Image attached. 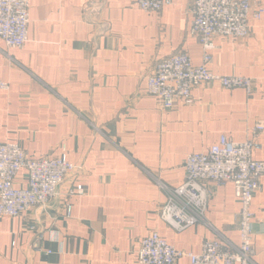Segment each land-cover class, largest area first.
I'll return each instance as SVG.
<instances>
[{
	"label": "crops",
	"instance_id": "1",
	"mask_svg": "<svg viewBox=\"0 0 264 264\" xmlns=\"http://www.w3.org/2000/svg\"><path fill=\"white\" fill-rule=\"evenodd\" d=\"M194 0H171L148 12L131 0H29L22 47L0 39V141L34 157L59 155L77 169L46 207L0 216V264H138L140 239L152 230L174 247L198 252L204 240H239V202L231 181L207 183L202 221L176 232L160 218L162 184L176 186L184 159L220 135L249 138L264 123V13L244 38L214 36L211 71L250 77L253 91L216 83L193 87L191 104L162 109L147 93L155 63L184 51L194 65L204 50L191 34ZM262 7L264 0H250ZM255 159H264V129ZM19 171L16 183H24ZM84 186L82 195L67 190ZM254 262L264 264V177L252 200ZM174 264H190L187 258Z\"/></svg>",
	"mask_w": 264,
	"mask_h": 264
},
{
	"label": "built area",
	"instance_id": "2",
	"mask_svg": "<svg viewBox=\"0 0 264 264\" xmlns=\"http://www.w3.org/2000/svg\"><path fill=\"white\" fill-rule=\"evenodd\" d=\"M140 9L159 12L171 0H131ZM29 0H0V39L7 47H22L29 35ZM190 32L204 50L202 62L194 65L184 51L158 60L147 75V93L157 97L162 109H172L193 102L192 89L200 83H216L222 88H242L253 91L250 77L235 74L222 75L210 70V51L217 46L214 36L244 38L249 35V19H260L264 10L250 0H194ZM7 81L0 78V89L8 90ZM264 129L258 122L251 136L234 142L222 134L217 143L206 151L190 153L183 162L185 175L176 186L162 184L166 201L160 218L176 232L202 221L208 208L207 183L233 182L234 195L239 202L236 213L239 240L236 245L224 244L218 238L207 239L198 252L177 249L158 231L144 235L136 251L138 264H174L187 258L190 264H255L252 200L264 177V159H255L254 151L261 144L257 135ZM76 165L67 159L66 148L61 145L55 157H34L14 141H0V216L15 217L33 207H46L60 194L66 174L74 172ZM25 170L24 183H16L19 171ZM84 186L78 184L66 195H82ZM66 214L71 201L64 202Z\"/></svg>",
	"mask_w": 264,
	"mask_h": 264
}]
</instances>
